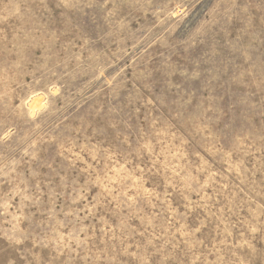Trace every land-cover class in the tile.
<instances>
[{
  "label": "rangeland",
  "instance_id": "1",
  "mask_svg": "<svg viewBox=\"0 0 264 264\" xmlns=\"http://www.w3.org/2000/svg\"><path fill=\"white\" fill-rule=\"evenodd\" d=\"M0 264H264V0H0Z\"/></svg>",
  "mask_w": 264,
  "mask_h": 264
}]
</instances>
